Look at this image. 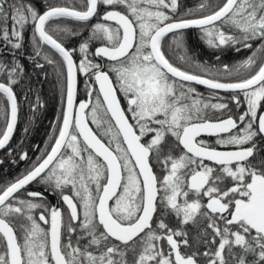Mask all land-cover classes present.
Segmentation results:
<instances>
[{
    "label": "snow or ice",
    "instance_id": "obj_1",
    "mask_svg": "<svg viewBox=\"0 0 264 264\" xmlns=\"http://www.w3.org/2000/svg\"><path fill=\"white\" fill-rule=\"evenodd\" d=\"M179 9L0 0V150L27 164L0 184V264H264V0ZM189 29L209 48L251 54L201 62L188 54ZM22 57L45 78L52 67L62 94L35 160L10 147ZM43 107L34 95L33 118Z\"/></svg>",
    "mask_w": 264,
    "mask_h": 264
},
{
    "label": "trees",
    "instance_id": "obj_2",
    "mask_svg": "<svg viewBox=\"0 0 264 264\" xmlns=\"http://www.w3.org/2000/svg\"><path fill=\"white\" fill-rule=\"evenodd\" d=\"M49 2L52 4H64L66 0H36L37 7H39L41 11ZM179 2V11L180 13H184L186 9H195L200 3V0H179ZM66 23L70 26L73 24L71 21H66ZM81 32L83 36H87L88 34L83 29H81ZM196 33H199L196 29L185 30L184 32V39L185 42L187 39V46L194 51L197 49ZM29 35L30 34L26 30V40ZM170 37L171 34L166 38V41L170 40ZM79 39V37H76L66 41V46H76ZM250 54L248 50L237 52L232 49H225L220 52V61L218 64L227 63L229 65H234ZM168 55L171 59L178 60L171 52H169ZM210 59L212 60V57H210ZM22 60L25 65L26 74L22 83L15 88L18 95L20 110L18 125L14 137L10 142V147L16 151L22 148L28 152L32 160H35L37 156L41 155V150L50 142L49 137L53 135V124L57 123V117L63 107L62 94L55 71L52 67L49 66L46 68L48 75L45 78L41 70L33 66L30 58L22 57ZM212 63L213 61H210V64ZM79 80L78 95H83L85 97L84 77L80 76ZM29 89H31V91H29ZM36 94L40 96L44 107L39 109V111L35 113V118H33L31 104L34 102V95ZM26 127L29 128L27 133L24 131ZM0 159L4 160V163L0 164V184L13 180L27 167L24 161H18L15 164L12 163V160L17 159V157L15 155L7 156L5 150L0 152ZM48 201L52 203L51 199H48Z\"/></svg>",
    "mask_w": 264,
    "mask_h": 264
},
{
    "label": "flooded vegetation",
    "instance_id": "obj_3",
    "mask_svg": "<svg viewBox=\"0 0 264 264\" xmlns=\"http://www.w3.org/2000/svg\"><path fill=\"white\" fill-rule=\"evenodd\" d=\"M72 22V21H71ZM200 33H196V41H197V49L194 51V50H192L191 48H189L188 46H187V39H186V48H187V51H188V54L189 55H192V56H194L197 60H199V61H201V62H204V61H207L209 64H210V61H213V63L212 64H218L219 63V61H217L215 58H216V56H220V50H215V49H212V48H209L201 39H200ZM194 52H196V53H194ZM210 57H212V60L210 59ZM171 59V58H170ZM174 63H177V64H179L180 62H179V60H174V59H171ZM197 88H198V90L200 91V92H202V93H204L205 95H207V89H205V88H203V87H200V86H196ZM220 95L221 96H227V94L226 93H223V92H221L220 93ZM84 99H86V96L84 97L83 95H77V101H79V100H84ZM121 103H122V105H124V101H123V99H121ZM124 106H126V105H124ZM90 126H92L93 128H95V126L94 125H91L90 124ZM205 139H207L209 142H211V143H214V141H215V137H208V136H205L204 137ZM259 146H260V148H262V149H264V141H259ZM221 150H223V149H221ZM260 156H262V157H264V151H262L261 153H260ZM155 170L159 173V168L158 167H156L155 168ZM42 186H40V185H32V186H30V188H41ZM48 199H51V201H52V203L51 204H56L57 203V196L55 195V194H49L48 195ZM170 222H172V221H170ZM196 234V231H195V229H191V235H195Z\"/></svg>",
    "mask_w": 264,
    "mask_h": 264
},
{
    "label": "water",
    "instance_id": "obj_4",
    "mask_svg": "<svg viewBox=\"0 0 264 264\" xmlns=\"http://www.w3.org/2000/svg\"><path fill=\"white\" fill-rule=\"evenodd\" d=\"M189 30H190V29H189ZM200 87H203V88H204V86H200ZM18 119H19V117H18ZM17 125H18V123H17ZM16 128H17V126H16ZM16 128H15V130H14L13 137H14V134H15ZM12 139H13V138H12ZM2 151H4V150H0V152H2Z\"/></svg>",
    "mask_w": 264,
    "mask_h": 264
}]
</instances>
